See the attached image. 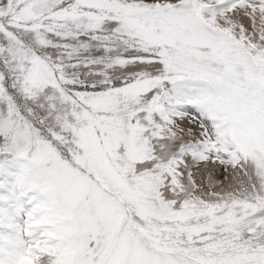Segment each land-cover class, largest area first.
I'll return each instance as SVG.
<instances>
[{
  "label": "snow or ice",
  "instance_id": "6c2138e0",
  "mask_svg": "<svg viewBox=\"0 0 264 264\" xmlns=\"http://www.w3.org/2000/svg\"><path fill=\"white\" fill-rule=\"evenodd\" d=\"M0 264H264V0H0Z\"/></svg>",
  "mask_w": 264,
  "mask_h": 264
}]
</instances>
